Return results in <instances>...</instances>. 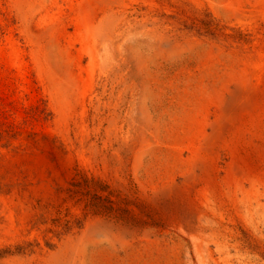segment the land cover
<instances>
[{
  "label": "rangeland",
  "instance_id": "1",
  "mask_svg": "<svg viewBox=\"0 0 264 264\" xmlns=\"http://www.w3.org/2000/svg\"><path fill=\"white\" fill-rule=\"evenodd\" d=\"M0 264H264V0H0Z\"/></svg>",
  "mask_w": 264,
  "mask_h": 264
}]
</instances>
